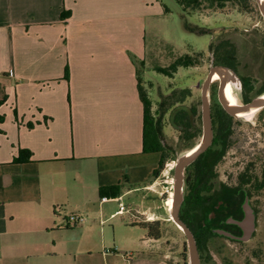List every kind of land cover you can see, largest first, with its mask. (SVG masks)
<instances>
[{"label": "crops", "instance_id": "crops-1", "mask_svg": "<svg viewBox=\"0 0 264 264\" xmlns=\"http://www.w3.org/2000/svg\"><path fill=\"white\" fill-rule=\"evenodd\" d=\"M129 9V0H0V264H77L80 249L62 234L79 224L68 219L110 199L152 192L136 201L134 226L171 220L154 204L161 152L144 149L147 26L132 28ZM21 149L30 159L18 160ZM113 185L117 196L100 195Z\"/></svg>", "mask_w": 264, "mask_h": 264}, {"label": "rangeland", "instance_id": "rangeland-1", "mask_svg": "<svg viewBox=\"0 0 264 264\" xmlns=\"http://www.w3.org/2000/svg\"><path fill=\"white\" fill-rule=\"evenodd\" d=\"M249 2L251 9L248 11L230 3L221 9L202 8L186 13L176 0H129L132 28L142 32L143 23L147 26L148 67L145 68L142 64L139 75L153 102L152 110L158 121L160 138L171 156L166 162L169 164L163 169L165 174L161 172L159 179L153 183L154 189L158 190L157 195L161 191L160 198L154 196V204L161 206L160 210L167 218V199L171 197L174 185V167H171V163H176L180 155L194 147L203 133L199 81L206 78L212 65H222L230 68L237 76L233 84L236 98L241 88L239 75H245L254 81V96L264 84V17L257 0ZM122 6V3L115 2L113 8L116 10ZM186 22L197 32L188 30ZM186 53L192 55L195 65L180 67L173 76L159 72L156 67L149 68V65L167 67L171 63L170 57ZM133 61L136 62L134 58ZM218 86L214 83L211 85L213 110L221 105ZM182 107L189 111L192 107L197 109L193 120L200 131L195 135L187 136L183 133L184 124L179 117ZM232 117L238 123L235 128L238 134L252 138L264 137V108L249 119ZM192 169V165L186 168L185 178L190 180ZM216 173L218 174V170ZM169 178L172 182L168 181ZM189 180L184 183L185 191ZM143 194L147 202L154 195L147 191L123 198L122 203L128 208L124 214H113L120 207L121 202L118 200H108L102 211L97 203L94 215H80L85 220L72 230L63 232L62 237L66 243H72L80 249L76 254L77 264H123L126 259L136 264H160L161 260L169 264H189L187 237L173 221L160 219L163 221V236L159 241L148 240V231L134 226L136 219L133 209ZM140 216L141 219H146L144 215ZM261 229L264 232V223ZM165 254L169 258L165 259ZM204 259V264H221L217 237L209 241V252Z\"/></svg>", "mask_w": 264, "mask_h": 264}, {"label": "flooded vegetation", "instance_id": "flooded-vegetation-1", "mask_svg": "<svg viewBox=\"0 0 264 264\" xmlns=\"http://www.w3.org/2000/svg\"><path fill=\"white\" fill-rule=\"evenodd\" d=\"M239 78L241 88L237 103L247 102L259 95L264 84L254 96V81L245 75H239ZM217 80L218 76L214 77L213 83L218 84ZM220 107L223 108L222 105L215 108ZM215 108H212L213 128ZM236 124L233 118L222 123L225 128L222 130L219 158L211 180L212 191H218L217 197L195 202L198 207L186 214L188 223H185L189 224L196 238L201 264H204V258L208 255L209 241L214 237L218 238L221 264L264 262V232L261 229L264 223V137L252 138L238 134ZM226 125L229 127L226 128ZM194 176L195 169H192L188 179L190 188Z\"/></svg>", "mask_w": 264, "mask_h": 264}, {"label": "trees", "instance_id": "trees-1", "mask_svg": "<svg viewBox=\"0 0 264 264\" xmlns=\"http://www.w3.org/2000/svg\"><path fill=\"white\" fill-rule=\"evenodd\" d=\"M183 8L186 13L191 11L208 8V9H221L227 6V4H235L239 6L242 10H250L251 5L249 0H176ZM186 28L191 31H196L193 29L188 22H186ZM203 33V32H200ZM232 57L231 54H228ZM195 65V61L192 55L186 53L178 57L167 67H157L156 70L164 74L173 76L175 72L178 71L180 67H189ZM68 75V69H67ZM139 96L143 103L144 109V149L146 151H160L161 160L159 167L154 171V177L157 178L165 167L166 162L171 158L170 154L167 152L165 144L160 138V133L158 129V121L152 110L153 102L149 97L148 89L143 86L141 81L138 82ZM264 93V86L260 89V93ZM4 102V99L0 98V103ZM191 112V113H190ZM197 113L196 107H192L191 111L182 107L180 109L179 117L184 124L183 133L187 136L195 135L200 131L199 127L195 125V117ZM185 115V116H184ZM214 140L211 146L201 154L191 165L194 166L195 176L192 182V188L188 185L185 191L184 201L181 206L180 216L186 222V214H189L192 209L198 207L195 202L204 199H215L217 197L218 191H212V177L214 173V168L218 162L219 158V143L220 138L223 135V128H225L222 123L224 121H229L231 117L222 107L215 108L214 113ZM187 119V120H185ZM194 121V122H193ZM220 123V126H219ZM229 126L226 125V128ZM31 151L28 149H21L18 160H27L31 157ZM190 165V166H191ZM121 185H113L109 187H103L100 189V195L110 194L111 196H117L121 192ZM204 194V196H203ZM207 194V196H205ZM204 209L203 207H201ZM188 223V222H186ZM142 225L148 230V234L153 238H161L163 236L162 232V222L160 220L145 222ZM189 226V224H188ZM206 242V241H205Z\"/></svg>", "mask_w": 264, "mask_h": 264}, {"label": "water", "instance_id": "water-1", "mask_svg": "<svg viewBox=\"0 0 264 264\" xmlns=\"http://www.w3.org/2000/svg\"><path fill=\"white\" fill-rule=\"evenodd\" d=\"M260 12L264 17V0H257ZM214 75L218 76V99L223 108L231 115L239 111L246 110L248 108H254L261 110L264 108V93L253 97L251 100L244 103L231 104L228 103L224 97V88L226 84V79L230 80L233 84L237 80V76L233 74L230 68L222 65H212L206 76V78L201 79L198 86L201 87V105H202V125L203 133L201 140L199 141L201 146H199L195 151L189 153L188 151L180 155L176 159L174 166V185L172 192V203L170 206L169 217L170 219L185 233L188 243V254H189V264H201L200 254L196 242V238L190 229V227L185 223V221L180 216L181 206L185 197V181H188V177L185 178V170L191 165L201 154H203L213 143L214 140V128H213V117H212V106H211V85L213 84ZM241 82V81H240ZM240 118V117H239ZM198 142V143H199ZM198 143L195 145L197 146ZM194 146V147H195ZM193 149V147L191 148ZM249 219V218H248ZM247 223L250 225L249 220Z\"/></svg>", "mask_w": 264, "mask_h": 264}, {"label": "bare ground", "instance_id": "bare-ground-1", "mask_svg": "<svg viewBox=\"0 0 264 264\" xmlns=\"http://www.w3.org/2000/svg\"><path fill=\"white\" fill-rule=\"evenodd\" d=\"M216 76L217 75H214V77H216ZM231 85H232V87H231ZM232 88H233V83L230 80L226 79V84H225V88H224V97H225V99H226V101L228 103L236 104L237 101H236V97H235V95L233 93V89ZM257 110L258 109L248 108L246 110L237 112L235 114V116L236 117H244V118L248 119L250 116H252L254 113H256ZM201 145H202V143L200 144V142H199L197 146L193 147V149H190L188 152L192 153L193 151H195ZM168 181L172 182V181H174V179H172V181H170V178H169ZM167 203L169 205L168 209H170V206H171V203H172V195H171V197L169 199H167Z\"/></svg>", "mask_w": 264, "mask_h": 264}, {"label": "built area", "instance_id": "built-area-1", "mask_svg": "<svg viewBox=\"0 0 264 264\" xmlns=\"http://www.w3.org/2000/svg\"><path fill=\"white\" fill-rule=\"evenodd\" d=\"M174 163V164H173ZM169 163H166L165 165H168ZM175 166V162L174 161H172V163H171V167H174ZM162 172L165 174V172L166 171H163L162 170ZM174 179V178H173ZM174 182V181H173ZM109 198L107 197V196H104V197H102V200H108ZM118 201H120L121 202V204H120V207H119V209L115 212V214H118V213H121V212H123L125 209H126V206H125V204L124 203H122V201L120 200V199H118ZM85 220V218L83 217V216H71L69 219H68V225L69 226H76V225H78V224H80V223H82L83 221Z\"/></svg>", "mask_w": 264, "mask_h": 264}]
</instances>
